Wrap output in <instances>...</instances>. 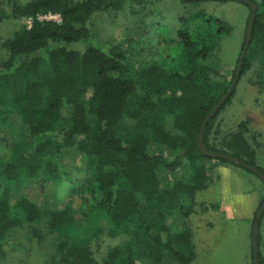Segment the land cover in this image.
I'll list each match as a JSON object with an SVG mask.
<instances>
[{"label":"trees","instance_id":"16d2710c","mask_svg":"<svg viewBox=\"0 0 264 264\" xmlns=\"http://www.w3.org/2000/svg\"><path fill=\"white\" fill-rule=\"evenodd\" d=\"M161 1L0 3V24L31 21L1 46L0 130L8 127L17 142L0 157V264L29 237L55 238L51 264L196 260L188 227L195 195L212 182V165L234 166L204 155L198 138L233 85L246 41L236 69L224 75L218 50L231 25L209 14L205 0ZM250 1L257 13L241 77L258 61L264 83V0ZM126 7L142 14L141 33L126 38L129 45L100 40L95 18ZM48 14L61 23L40 19ZM167 17L177 26L159 27ZM233 94L207 124L203 148L264 174L245 123L218 139L215 122ZM105 236L119 244L96 256L94 244Z\"/></svg>","mask_w":264,"mask_h":264},{"label":"rangeland","instance_id":"374dc122","mask_svg":"<svg viewBox=\"0 0 264 264\" xmlns=\"http://www.w3.org/2000/svg\"><path fill=\"white\" fill-rule=\"evenodd\" d=\"M6 1L0 0V3L6 4ZM176 1L162 0L160 5L170 3L173 5ZM205 1L203 6L209 14L228 22L232 27L231 32L223 39L218 50L219 61L222 64L221 69L224 70L222 74L230 75L236 69V61L239 58L242 43L244 40L246 41L251 9L248 5L238 2L215 5V2H211V0ZM128 6L130 5L128 4ZM42 18L45 16H40L41 20ZM95 19L98 23L100 40L102 38L108 44L125 43L129 45L125 41L126 38H134V35L141 33L140 30L143 27L138 25V22L143 20L142 14L136 13L135 15L129 11L128 7L118 13H102ZM50 20L52 21V19ZM162 21L164 23L159 27L177 26L174 17H167ZM24 23L31 26L30 20L5 21L0 24V56H2L1 46L3 43L12 38ZM141 44L145 45L143 41ZM73 46L74 44L69 48L71 49ZM130 54L132 56L133 51H130ZM259 69L260 65L256 61L250 70L240 77L230 103L217 116L215 128L218 139L221 141L223 137L238 132V126L245 123L247 130L244 136L256 151L257 166L264 170V83L259 80ZM2 128L6 130H0V157H6L10 154L12 145L17 142V138H9L11 131L8 130V127ZM212 166L214 170L212 182L207 189L195 195L194 204L191 206L193 210L188 219V227L193 233L197 255L193 264H251L252 229L256 213L264 203H262L264 181L262 182L255 174L236 165ZM74 217L77 221L83 220L78 211L75 212ZM261 238V249L264 251V219ZM14 240L16 241L18 238ZM56 244L55 238L49 237L39 243L29 237L21 245V248L14 251L3 264H51ZM118 244L119 239L105 236L99 243L94 244L96 256L102 255L109 248ZM164 264L169 263L165 261Z\"/></svg>","mask_w":264,"mask_h":264},{"label":"water","instance_id":"95a60500","mask_svg":"<svg viewBox=\"0 0 264 264\" xmlns=\"http://www.w3.org/2000/svg\"><path fill=\"white\" fill-rule=\"evenodd\" d=\"M196 1H198V0H196ZM229 1L240 2V3H243L245 5H248L251 8L250 19L248 22V27H247V32H246V42H245V46H244V49H243L241 57H240V62L237 66L236 76H235V80L233 82V85L231 86V88L229 89L227 94L220 100L219 104L206 117V119L202 125L200 134H199L198 146L204 155L210 156L213 158L222 159V160L230 162L231 164H234L238 167L244 168V169L250 171L251 173L255 174L256 176H258L262 181H264V174L261 171H259L257 168L249 166L245 162H243L237 158H234L230 155L219 154V153H207L203 148V140H204L205 130H206L207 124L210 122L211 119H213L218 114V112L221 110V108L226 104L228 99L231 97V95L235 91V88H236L238 81L241 77L242 69H243V61L246 58V54H247L248 48L250 46L251 36H252L253 28H254V23L256 20L257 6L255 3L251 2L250 0H229ZM263 214H264V203L261 205V207L259 208V210L256 213L254 226H253L252 246H253L254 264H259L258 231H259V222H260Z\"/></svg>","mask_w":264,"mask_h":264},{"label":"built area","instance_id":"2783aa9c","mask_svg":"<svg viewBox=\"0 0 264 264\" xmlns=\"http://www.w3.org/2000/svg\"><path fill=\"white\" fill-rule=\"evenodd\" d=\"M49 16V17H48ZM48 16H45V18H42V20H50L52 19V21L54 20L57 23H61V18L58 15H53V14H49ZM49 18V19H48Z\"/></svg>","mask_w":264,"mask_h":264}]
</instances>
